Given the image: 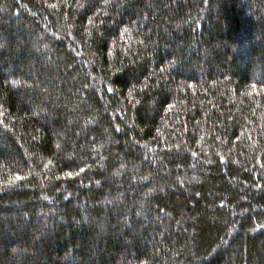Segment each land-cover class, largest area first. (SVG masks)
Listing matches in <instances>:
<instances>
[{
  "label": "trees",
  "instance_id": "obj_1",
  "mask_svg": "<svg viewBox=\"0 0 264 264\" xmlns=\"http://www.w3.org/2000/svg\"><path fill=\"white\" fill-rule=\"evenodd\" d=\"M0 264H264V0H0Z\"/></svg>",
  "mask_w": 264,
  "mask_h": 264
},
{
  "label": "snow or ice",
  "instance_id": "obj_2",
  "mask_svg": "<svg viewBox=\"0 0 264 264\" xmlns=\"http://www.w3.org/2000/svg\"><path fill=\"white\" fill-rule=\"evenodd\" d=\"M69 175H71V173H69Z\"/></svg>",
  "mask_w": 264,
  "mask_h": 264
}]
</instances>
